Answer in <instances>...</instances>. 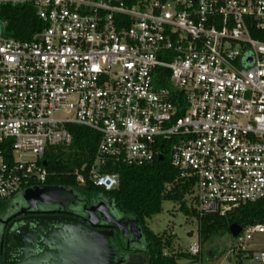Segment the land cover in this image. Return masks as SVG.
<instances>
[{
  "label": "built area",
  "instance_id": "1",
  "mask_svg": "<svg viewBox=\"0 0 264 264\" xmlns=\"http://www.w3.org/2000/svg\"><path fill=\"white\" fill-rule=\"evenodd\" d=\"M9 6L31 7L42 31L6 37ZM0 22V204L48 187L70 125L100 136L79 185L112 191L106 168L169 151L200 217L264 200V42L251 33L264 0H0ZM234 239L237 257L264 263V219Z\"/></svg>",
  "mask_w": 264,
  "mask_h": 264
},
{
  "label": "trees",
  "instance_id": "2",
  "mask_svg": "<svg viewBox=\"0 0 264 264\" xmlns=\"http://www.w3.org/2000/svg\"><path fill=\"white\" fill-rule=\"evenodd\" d=\"M1 20L6 23L5 36L19 41L32 40L44 28V24L31 7H6L2 11ZM251 33L254 38L264 42V30L252 29ZM68 129L73 136V145L67 152L60 150L52 156L51 165L48 167L52 176L47 185L71 187L85 194L101 193L109 196L121 213L135 218L146 231L151 244L149 264H177L187 255L183 253L176 256L167 253L172 247L175 235L155 234L146 225L147 220L162 213L164 202L178 204L179 210L186 217L198 220L199 235L203 244L223 232H229L233 224L245 226L260 223L264 219V200L247 204L224 216L211 214L200 217L193 207L187 206L186 197L192 194L194 184L175 183L178 172L171 165L169 151H165L161 158L151 164L106 168L103 174H117L120 178L119 186L112 191H105L93 185L88 177L84 185H79L75 178L76 169L92 162L100 136L77 125H70ZM84 173L86 175V172ZM169 184L172 185L171 190L166 188ZM242 258L244 257L239 256L238 264H241Z\"/></svg>",
  "mask_w": 264,
  "mask_h": 264
},
{
  "label": "flooded vegetation",
  "instance_id": "3",
  "mask_svg": "<svg viewBox=\"0 0 264 264\" xmlns=\"http://www.w3.org/2000/svg\"><path fill=\"white\" fill-rule=\"evenodd\" d=\"M48 187L65 190L69 199L52 196L40 204L27 201L22 193L0 205V264H85L90 244L93 264H102L97 251L102 233L109 238L107 264H149L146 231L140 225L143 235L138 240L130 226L118 229L119 221L136 219L121 213L109 196ZM102 203L107 213L96 210ZM90 209H95L92 214Z\"/></svg>",
  "mask_w": 264,
  "mask_h": 264
},
{
  "label": "rangeland",
  "instance_id": "4",
  "mask_svg": "<svg viewBox=\"0 0 264 264\" xmlns=\"http://www.w3.org/2000/svg\"><path fill=\"white\" fill-rule=\"evenodd\" d=\"M187 200V206L193 207L191 199ZM147 227L155 234L168 233L173 235L172 247L166 252L170 255L187 254L177 264H238V258L233 253L235 239L230 232H223L217 237L202 243L201 253L194 258L188 255L191 244L200 241L199 223L196 218L186 217L180 210L179 205L173 202H164L163 211L159 215L146 221ZM241 264H264L252 258H242Z\"/></svg>",
  "mask_w": 264,
  "mask_h": 264
},
{
  "label": "water",
  "instance_id": "5",
  "mask_svg": "<svg viewBox=\"0 0 264 264\" xmlns=\"http://www.w3.org/2000/svg\"><path fill=\"white\" fill-rule=\"evenodd\" d=\"M4 35V27L3 24L0 22V39ZM46 165V163H44ZM24 199H26L29 202L37 201L40 204H46L49 203L47 201V198L56 196L58 198H63V199H69V194L57 187H42V188H36V189H30L24 193ZM62 202V201H61ZM51 203V202H50ZM95 209H90L88 213L92 214ZM96 210H102L103 212H108V206L105 203H102L100 207L96 208ZM118 229L121 231H127L128 226H130V231L135 237L140 240L142 238L143 232L140 227V224L137 220H129V219H123L117 223ZM242 230V226L238 224H233L229 232L232 235L233 238H236ZM101 240L99 241V246L97 248V251H99V258L101 259L102 264H107L108 262V256H107V251H108V243H109V238L106 237L104 233L100 234ZM92 243L93 240L91 239ZM90 242V241H89ZM93 247L91 244L86 246V256H85V264H90L94 263L95 258L93 257L94 254L93 252Z\"/></svg>",
  "mask_w": 264,
  "mask_h": 264
}]
</instances>
